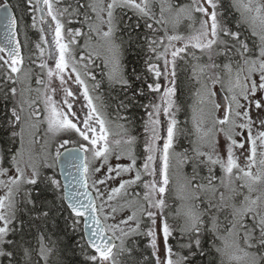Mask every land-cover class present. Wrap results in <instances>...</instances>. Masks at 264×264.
Wrapping results in <instances>:
<instances>
[{"label":"snow or ice","instance_id":"6c2138e0","mask_svg":"<svg viewBox=\"0 0 264 264\" xmlns=\"http://www.w3.org/2000/svg\"><path fill=\"white\" fill-rule=\"evenodd\" d=\"M25 12L40 25L28 66ZM124 44L151 54L134 80ZM0 103V264H64L60 217L91 264H264V0H2ZM136 106L139 167V137L121 115Z\"/></svg>","mask_w":264,"mask_h":264},{"label":"trees","instance_id":"16d2710c","mask_svg":"<svg viewBox=\"0 0 264 264\" xmlns=\"http://www.w3.org/2000/svg\"><path fill=\"white\" fill-rule=\"evenodd\" d=\"M10 3L12 4H16L18 3V0H9ZM180 2H185V0H180ZM24 23L29 25V27L25 30H22L19 37H20V41L22 43V47H23V52L26 54L27 53V49H29L30 51H32V55L34 54V59H37V57L39 56L38 51L36 50V48L34 47V45L38 42H40V31H39V25L36 29H32L30 27L31 25V16L28 12H25L24 14ZM83 17H79L77 18V20H82ZM66 27H72V28H81V30H85V33L88 32V28L87 25H81V23L79 22H73L72 24H66ZM23 34V36L25 35V39L27 37L26 40H28V42L26 43L25 40H22L21 35ZM120 33L117 34V41L120 43ZM83 37L77 38L78 39V43L81 42ZM33 40V41H31ZM33 42V46L29 47V44L31 42ZM47 50L45 52V56L43 57V59L46 61L47 59ZM149 55H151L150 53H148L146 51V49H142L139 48L135 45L129 47L127 44L123 45V50H122V64L123 66L126 68V72L129 75L130 79L134 80V76L132 75L133 73V69H135L136 73H145L146 69H145V60L148 59ZM98 63L95 62L94 65H92L94 73L97 76V79H101L102 78V60L101 59H97ZM37 63H39V60H37ZM28 65V62H27ZM106 79V78H105ZM134 86L135 87H140L141 83L140 81H134ZM109 89L108 83H107V88L105 90V92H107ZM146 90V89H145ZM118 91V90H117ZM112 95H116V92H112ZM130 94V93H129ZM122 95V94H121ZM180 102L185 103V102H190L188 101V93L185 90H182L181 95H180ZM144 102H147L146 100ZM4 112L5 109L3 107V104L0 103V124H3L4 122ZM121 115H127L129 117L130 120L133 121L134 123V129L135 132L134 134H137L139 137V142L137 144V148H136V152L137 154L139 153L140 155V146H141V141H144L145 136H143V118H144V112L143 109H141L140 107L136 106V107H132L128 112H121ZM178 116L180 117V121L183 124V122L187 119V115L185 112H181L178 114ZM112 117L115 118V112H112ZM122 123H124V121H121ZM8 136H7V131L3 128L0 127V149L3 150H7L8 147ZM185 144L186 146L188 145V142L186 141V143L184 141H180V145ZM185 146V147H186ZM54 148V147H53ZM55 149V148H54ZM53 149V150H54ZM143 161V158L141 159ZM5 165H7V161H5ZM57 172V169H55ZM45 195L47 196L48 199H52V194L49 193H45ZM68 213L65 212L64 216H67ZM52 225L49 224V228H51ZM81 229H82V225H81ZM56 232H57V236L59 237L60 243H61V247L63 249L64 252V264H91L90 261H88L86 259L85 256V252H87L88 255H92L93 252L87 247V244L84 243L83 241L80 240V235L82 234H73L71 227H70V222H69V226L66 227L65 224V220L60 217L58 218V224H57V228H56ZM78 241H80V243H77ZM146 243V242H145ZM81 244H84V248L83 250L81 249ZM143 246V244H142ZM207 246V245H206ZM211 259V257H207L204 258L203 260V264H208V260ZM3 264H7V260H3ZM196 264H201L200 258H197Z\"/></svg>","mask_w":264,"mask_h":264},{"label":"rangeland","instance_id":"374dc122","mask_svg":"<svg viewBox=\"0 0 264 264\" xmlns=\"http://www.w3.org/2000/svg\"><path fill=\"white\" fill-rule=\"evenodd\" d=\"M2 0H0V2H1ZM50 19V18H49ZM39 27H40V25H39ZM181 31H183L184 29H183V26L181 27V29H180ZM83 32H85V30H82ZM51 35V33H47L46 34V38L47 37H49ZM21 37H22V40L24 41L25 40V42L27 43L28 42V40H26L24 37H25V35L23 36V34L21 35ZM85 39H86V37H83L82 38V40H81V42L79 43V45L81 46V48H79V49H77V51L79 52V51H81L82 50V46L84 45V42H85ZM52 40V39H51ZM31 41H33V40H31ZM30 41V42H31ZM93 43H95V37H93ZM117 43H119L118 41H117ZM33 42H31L30 44H29V47H32L33 45ZM34 47H35V45H34ZM32 51H30L29 49H27V53L24 55L25 56V61H26V66H28L27 65V62H28V57L31 55L32 56V58L34 59V54L32 55ZM46 55H47V53H46ZM46 62L49 64V66L50 67H52V68H55V62H54V60H51V59H49V57H48V59L46 60ZM95 62H97L98 63V61H97V59L95 60ZM91 67V69H92V71H94L93 70V67L92 66H90ZM69 71H70V69H69ZM33 86H35V85H33ZM55 86H59V81H56L55 82ZM69 86L72 88V90L73 91H76V89H77V85H75L74 83H72L71 81H69ZM54 99L57 101V102H62V100H63V94L61 93V92H57V94L54 96ZM84 103V101L82 100V98H80L76 103H75V107L78 109L79 107H80V105L81 104H83ZM120 123H122L121 121H120ZM113 130L114 131H116V129H115V127L113 128ZM54 149V148H53ZM52 149V151L54 152L55 151V149L53 150ZM112 163L113 164H115L116 163V161L113 159L112 160ZM120 163H122V164H128V163H130V161L128 160V159H122L121 161H120ZM141 164V163H140ZM5 166H7V165H5ZM105 171H106V169H105ZM217 172H218V174H219V170H217ZM131 175H134V173H132ZM123 178H125V179H127V178H129V176H128V174H126ZM118 180L117 181H114V182H110V184L112 185V186H116V184H118ZM103 190V189H102ZM0 194H2V191H0ZM161 244H162V241H161Z\"/></svg>","mask_w":264,"mask_h":264},{"label":"flooded vegetation","instance_id":"af4514ba","mask_svg":"<svg viewBox=\"0 0 264 264\" xmlns=\"http://www.w3.org/2000/svg\"><path fill=\"white\" fill-rule=\"evenodd\" d=\"M98 80H99V79H98ZM161 82L163 83V81H161ZM106 88H107V80L104 79L103 91H105ZM78 109H79V108H78ZM178 119H180L179 116H178ZM143 136H144V133H143ZM181 141H184V142L186 143L187 140L181 139ZM140 143H141V146H140V155H139V153L137 154V166H138V167L141 166V165L143 164V161H142L141 159H142L143 156H144V147H143L144 141L142 140ZM161 143H162V142H161ZM181 146H182V147H185L186 145L183 143ZM178 150H180V149L178 148ZM140 163H141V164H140ZM145 179H147V177H145ZM170 242H171L173 245H175V240H172V241H170Z\"/></svg>","mask_w":264,"mask_h":264},{"label":"water","instance_id":"95a60500","mask_svg":"<svg viewBox=\"0 0 264 264\" xmlns=\"http://www.w3.org/2000/svg\"><path fill=\"white\" fill-rule=\"evenodd\" d=\"M44 28L47 30V24L43 25ZM51 36L48 37V41L51 42ZM68 147H73V145H69ZM61 151H63V149H61ZM63 167V165H58L57 166V172L58 174L61 173V168ZM73 172H75V169H72ZM59 178L61 179V183H64V179H63V175H59ZM82 228H83V225H82ZM90 249V248H89ZM91 250V249H90ZM92 251V250H91Z\"/></svg>","mask_w":264,"mask_h":264}]
</instances>
